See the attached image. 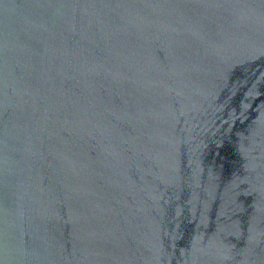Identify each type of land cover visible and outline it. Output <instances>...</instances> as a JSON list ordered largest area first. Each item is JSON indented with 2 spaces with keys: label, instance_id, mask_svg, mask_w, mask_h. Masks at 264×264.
Wrapping results in <instances>:
<instances>
[{
  "label": "water",
  "instance_id": "1",
  "mask_svg": "<svg viewBox=\"0 0 264 264\" xmlns=\"http://www.w3.org/2000/svg\"><path fill=\"white\" fill-rule=\"evenodd\" d=\"M0 264H264V0H0Z\"/></svg>",
  "mask_w": 264,
  "mask_h": 264
}]
</instances>
